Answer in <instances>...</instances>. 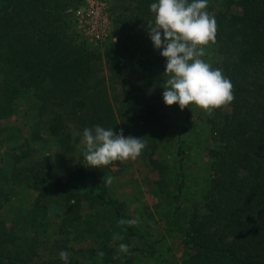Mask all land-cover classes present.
Instances as JSON below:
<instances>
[{
	"label": "trees",
	"instance_id": "trees-1",
	"mask_svg": "<svg viewBox=\"0 0 264 264\" xmlns=\"http://www.w3.org/2000/svg\"><path fill=\"white\" fill-rule=\"evenodd\" d=\"M71 2L0 0V64L9 75L0 87V120L24 107L22 114L33 120L32 141L35 132L43 130L66 143L73 132L82 136L85 128L97 125L151 140L155 123L146 117L140 98L146 78L152 79L154 70L163 74L166 60L159 49L144 44L147 25L141 31L138 26L152 15L150 4L156 0L126 1L121 11L126 15L118 16V33L125 38L119 36V43L103 55L81 49L74 33L68 34V15L63 12ZM232 4L239 12L232 11ZM220 6L213 15L216 51L210 64L231 81L234 99L205 118L217 146L208 152L212 174L202 202L177 205L189 249L182 264H264V0H225ZM140 43L143 49L136 52ZM104 66L107 79L98 76ZM173 106L177 119L186 123L188 109ZM177 142L176 149L172 144L168 149L182 162L180 135ZM63 160L30 165L26 178L31 189L39 197H61L69 210L77 209L69 205L73 200L78 204L85 196L104 207L117 228L134 236L132 227L118 224L125 219L124 206L108 197L106 182L80 167H61ZM0 238L9 241L4 234ZM0 264L41 263L0 247Z\"/></svg>",
	"mask_w": 264,
	"mask_h": 264
},
{
	"label": "rangeland",
	"instance_id": "rangeland-1",
	"mask_svg": "<svg viewBox=\"0 0 264 264\" xmlns=\"http://www.w3.org/2000/svg\"><path fill=\"white\" fill-rule=\"evenodd\" d=\"M69 1L72 2L63 14L68 15V34L74 33L81 49L103 55L112 44L119 43V36L121 40L125 38V34L118 33L121 30L118 16L126 15L121 11L127 0ZM224 1L207 0L205 10L213 16ZM231 8L239 12L236 5L232 4ZM152 18L153 14L138 29L143 30ZM144 44L152 46L149 38ZM140 49H143L142 43L135 47L136 52ZM215 51L209 44L201 58L211 63ZM101 71L98 76L107 79L105 66ZM150 75L153 78H146L140 100L146 117L155 123V131L136 159L93 168L84 160L85 144L80 134L73 132L71 140L59 143L38 130L35 132L38 136L32 141L33 120L22 114L24 107L10 117L1 118L0 235L4 234L9 241L0 238L6 242L0 247L13 256L41 264H64L59 259L61 251L69 253L67 263L71 261L70 264H182L189 249L185 247L177 205L186 208L202 202L212 174L208 152L217 145L205 122L207 113L189 105V119L186 123L179 121L178 110L173 105L166 106L162 99L167 77L157 70ZM8 77L7 68L0 64V87L7 84ZM163 131V140H158ZM179 135L184 153L182 162L168 149V144L174 149L179 146ZM155 143L159 144L155 146ZM62 157L61 167H80L106 182L108 197L123 204L125 219L138 220V224L130 226L134 236L117 228L105 208L85 196L79 198L78 204L73 200L69 205L77 209L69 210L61 197H39L38 192L31 189L26 178L30 165ZM181 182L183 186L177 191ZM177 194L179 198L174 199ZM115 233H120L123 239L114 241ZM121 243L128 245L127 254L119 251ZM100 252L104 253L103 257L99 256Z\"/></svg>",
	"mask_w": 264,
	"mask_h": 264
},
{
	"label": "clouds",
	"instance_id": "clouds-1",
	"mask_svg": "<svg viewBox=\"0 0 264 264\" xmlns=\"http://www.w3.org/2000/svg\"><path fill=\"white\" fill-rule=\"evenodd\" d=\"M207 0H156L150 4L153 18L147 23V33L154 49H163L160 56L166 60L162 99L166 106L178 105L181 110L194 105L213 114L232 103L233 85L219 68H213L201 57L205 48L216 43L217 23L205 9ZM85 144L84 160L87 166L101 168L115 161L139 157L146 147L142 138L124 136L123 130L95 126L82 133ZM120 226H134L138 220L120 219ZM120 233L113 240H122ZM119 251L127 254L129 247L119 244ZM100 252L99 256L103 257ZM69 253L61 251L59 259L67 264Z\"/></svg>",
	"mask_w": 264,
	"mask_h": 264
}]
</instances>
